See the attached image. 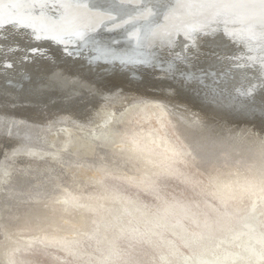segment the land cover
Listing matches in <instances>:
<instances>
[{
  "label": "bare ground",
  "instance_id": "obj_1",
  "mask_svg": "<svg viewBox=\"0 0 264 264\" xmlns=\"http://www.w3.org/2000/svg\"><path fill=\"white\" fill-rule=\"evenodd\" d=\"M119 1L139 6V12L116 19L112 8L104 11L92 5L93 0H0V84L5 78L24 82V60L48 55L45 46L21 45L23 28L40 42H61L66 51L91 44L100 51L99 43L91 39L102 26L119 29L133 21L146 22L154 14V0H148V5L144 0ZM174 1L156 23L131 29L129 39L136 43L131 53L111 54V59L148 67L158 62L159 75L167 77L172 71L142 55L144 49L149 55L154 48L160 49L165 60L184 63L185 52L191 47L193 52L203 51L201 44L213 42L221 32L244 50L231 64L248 75L246 82L256 81L245 87L240 81L228 95L215 88L221 98L217 96L216 104L201 112L194 111L193 118L191 109L203 105L186 97L173 102H187L188 107H174L173 102L141 97L153 94L149 88L139 93L125 82L107 88L95 85L80 71L66 73L62 68L50 72L42 67L40 75L47 82L28 83L35 90L49 84L47 90L61 99L57 102H33L19 92L18 101L8 102L5 96L15 100V91L0 88V131L5 133L0 136V217L4 216L0 219V264H26L21 254L32 249L49 254L56 249L95 264H264V129L252 123L236 127L239 122L230 115L235 110L227 112L235 107L242 111L240 105L264 82L256 75L264 77V0ZM15 30L13 40L5 42L3 37ZM180 35L187 39L185 44L178 43ZM113 44L106 46L110 53L115 51ZM161 90L171 95L177 92L173 87ZM124 98L131 102L120 109L116 105ZM105 100L110 102L104 104ZM251 104L257 106V100ZM109 117L113 118L110 123L106 122ZM218 121L224 123L219 129L226 127L224 136L211 141L208 127L217 126ZM130 122L151 128L146 132L141 128L144 134L137 130L129 134ZM55 124L66 129L55 132L47 143H34L44 128ZM167 132L174 134L173 141ZM73 144L76 151L70 148ZM182 165L214 178L210 192L195 190L204 204L201 217H193L183 204L167 200L158 190L170 177L194 189ZM54 169H60L59 174L53 176ZM109 181L116 186H109ZM125 187L152 194L156 206L148 208L119 190ZM244 202L248 211L241 217ZM121 242L129 247L128 258L122 256ZM149 251L155 256L148 257ZM131 257L135 258L132 262Z\"/></svg>",
  "mask_w": 264,
  "mask_h": 264
},
{
  "label": "water",
  "instance_id": "obj_2",
  "mask_svg": "<svg viewBox=\"0 0 264 264\" xmlns=\"http://www.w3.org/2000/svg\"><path fill=\"white\" fill-rule=\"evenodd\" d=\"M102 2L107 3L109 6L105 7L104 3H100L99 0H93L92 5L98 6L100 9L104 10L105 8H112L113 12L116 13V18L121 19L129 14L133 15V12L135 8H138L137 14L139 12V6L134 5H128L123 4L119 0H101ZM148 5V0H144ZM148 1V2H147ZM169 2V3H168ZM174 2H177L176 0ZM172 3V0H154L152 7L155 9L154 14L151 18H149L146 22L144 21H133L131 23H128V25L121 27L120 33L118 34H103L101 30L99 29V32H97L94 38L91 39L94 42H96L98 45V49L100 51H95L94 46H87L82 49H74L70 48V50L66 51L65 47L61 42H56L54 39H46V41L40 42L37 40L36 37L33 36V32L31 30H26L25 28L22 29V39H21V45L25 47H41L45 46L47 49V56H37L34 55L30 57L27 60H24L23 69L25 71L26 76L22 77L24 79V82H9L6 78L3 83L0 84L1 89H8L15 91L17 98L15 100H12L9 97H6L8 99V102H15L18 101V92L20 95H22L24 98H30L33 100V102H43L47 100H56L54 102H57L61 99H56L55 95L57 93H52V91H48L47 89L50 87L48 86L42 88H39V90H35L30 88L28 85L29 82L33 81L36 82L38 80H42L43 83H46V79L42 78L40 75V71L42 67H44V71L49 70L50 72L53 69L62 68L66 73H73L75 74V71H80L79 73L84 77L90 79L95 85H101L103 84L104 87H112L116 88L121 85H115V83H130L129 86H133L131 89L134 91H140L144 92L141 89L146 88V90L149 88L153 94H159L162 97H165L170 101V98H178V97H186L189 101H193L196 103H200L203 106L201 107L202 110L203 107L205 109L209 108V105L216 104V101H213V99H216L217 96L221 95H228L230 91H233L240 81L242 82V85L247 86V79L245 77L240 76L238 73L235 72H229L224 69L225 66H227V62L223 60H219L216 58L217 55H227L230 53H234L236 51H243V48L241 45H238L237 43H234L231 39L226 37L223 33L219 32L214 35L213 42L207 41L208 43L204 44L202 43L201 46L205 47L204 50L212 53L213 55H208L209 59H200L197 64L193 65L194 63L191 62L192 60H189L190 65L186 64L187 60L184 63H180L181 65L185 66L186 69L182 72H177L175 70V66H166V68H163L165 70L172 71L173 75H168L167 77H164L160 74L161 65L158 62H155L153 66H140L135 63H124V60H119L118 57H116L114 60L111 59V54H124L131 53L133 49H135V42L134 40L129 39L130 36H126L125 32L130 31L131 29H134L136 26H148L151 25V23H156L158 20L162 19V15L165 12V10L168 9V5ZM131 4V3H130ZM166 4V5H162ZM105 11V10H104ZM161 13V14H160ZM154 18V19H153ZM144 24V25H143ZM136 25V26H135ZM105 27V26H104ZM103 27V28H104ZM134 27V28H133ZM14 33H18V31H13L12 33L8 34V37H3L4 41H12V35ZM18 34H16L17 36ZM107 39H105V37ZM11 37V38H10ZM96 38V39H95ZM186 38L183 35H180V39H178V43L182 42L185 44ZM1 41V40H0ZM112 42V46L114 47V52L110 53L106 46H108ZM182 44V45H183ZM103 47V48H102ZM102 48V49H101ZM104 51L100 53L102 50ZM176 49V47H175ZM73 50V51H72ZM155 52L152 51V55L155 57H152L153 59H159L158 58V52H161L163 55L162 50L157 48H154ZM174 50V49H173ZM203 50V51H204ZM72 51V52H71ZM194 53V48L191 47L189 50ZM18 52V51H17ZM68 52L76 53V56H72L71 54H68ZM95 53H100L99 57ZM133 53L136 54V51ZM139 52H137L138 54ZM196 53V52H195ZM200 54L203 53L202 50L199 52ZM197 53V56L199 55ZM96 55L93 57V55ZM144 55V52L142 53ZM216 55V56H215ZM109 56V57H107ZM159 61V60H158ZM160 62V61H159ZM158 63V64H157ZM161 63V62H160ZM174 63V62H173ZM162 64V63H161ZM193 66H192V65ZM164 65V64H162ZM22 66V65H21ZM17 69V68H15ZM191 69V70H190ZM174 71V72H173ZM193 74V78L187 79L188 73ZM202 73L201 76L198 74ZM261 80H264L261 73H256ZM145 75V76H144ZM202 78L203 80H199ZM254 79V78H253ZM256 81V80H255ZM51 80L49 81V83ZM37 83V82H36ZM120 83V84H121ZM228 86L227 90H224L225 86ZM241 85V86H242ZM163 87H173L177 90V92L174 95L168 94L163 92L161 88ZM43 87V86H42ZM53 88V87H52ZM219 89L220 92H217L215 94L214 89ZM226 89V88H225ZM231 89V90H230ZM148 91V90H147ZM226 92V93H225ZM220 93V94H219ZM148 94H151L148 92ZM264 82L262 85L260 84L251 97L244 100L245 103L240 105V108L242 111H239L236 109L238 107H235L234 109H229L227 112L233 111L236 113H230L231 119L238 121L239 123H252L255 126H258V128L264 129ZM5 95V94H4ZM146 94L144 93L143 96ZM233 95V94H231ZM23 98V101H26V99ZM22 99V98H21ZM211 100V101H210ZM257 100V106L256 104H251L253 102H256ZM28 101V100H27ZM235 101L238 102L239 99L235 98ZM247 101V102H246ZM53 102V103H54ZM210 102V103H209ZM222 101H219L221 103ZM222 104V103H221ZM251 104V105H250ZM242 106V107H241ZM5 134L4 131H0V136ZM12 135L15 137V132H12ZM18 139V138H16ZM20 141H25L24 139H19Z\"/></svg>",
  "mask_w": 264,
  "mask_h": 264
},
{
  "label": "rangeland",
  "instance_id": "obj_3",
  "mask_svg": "<svg viewBox=\"0 0 264 264\" xmlns=\"http://www.w3.org/2000/svg\"><path fill=\"white\" fill-rule=\"evenodd\" d=\"M158 0H156V2H157ZM169 3V2H168ZM162 5H166V4H162ZM137 10H138V8H135V10H134V13L133 14H135L136 12H137ZM161 14V13H160ZM117 19V18H116ZM117 21V20H116ZM144 25V24H143ZM136 26V25H135ZM142 25H138V26H136L135 28H137V27H141ZM142 27H144V26H142ZM146 27V26H145ZM101 29H103V30H101L104 34H108V35H112V34H118V33H120V31L121 30H119V29H121V27L118 29V28H112V29H109V28H107V26L106 27H104L103 28V26L101 27ZM118 31H117V30ZM107 30V31H106ZM109 30V31H108ZM113 30V31H112ZM133 30V29H132ZM132 30H130V32H126L125 34H126V36H130V34L132 33L131 31ZM191 49V48H190ZM146 51V52H145ZM143 52H145L144 54H146L147 56H148V58H152V57H155L154 55H149L148 53H150L149 51H147L146 49H144L143 50ZM203 53H199V55L198 56H196L197 55V53H195V54H192V55H189V54H191L190 52H189V50L187 51V52H185L186 54H185V57H184V59H185V61L186 60H191V59H189V58H193L192 59V61L191 62H193L194 64L193 65H195V64H197V62L200 60V59H207L209 56L208 55H213L212 53H209V52H207V51H202ZM239 53H243V51H236V52H234V53H230V54H227L226 56L225 55H215L216 56V58L217 59H219V60H223L224 59V61L226 62L227 61V66H225L224 67V69L225 70H227V71H229L230 73L231 72H235V73H238L240 70H238V67H236L235 68V66L233 65V64H231V62H233V61H231V60H234V58H235V56H237ZM162 53L161 52H158V60L162 63V64H164V65H166V66H175V70L177 71V72H182V71H184L185 69H186V67L185 66H183V65H181L179 62H178V60L176 61V62H174V61H171V60H165L167 57H166V55H161ZM207 56V57H206ZM162 57H163V60H161L162 59ZM209 59V58H208ZM188 61L187 62H185L186 64L188 63ZM174 62V63H173ZM192 65V64H191ZM192 65V66H193ZM240 76H242L243 77V75L242 74H240V73H238ZM257 75V74H256ZM244 77H245V79H247L248 80V75L247 74H244ZM253 81H255L253 78H252V80L250 81V82H247V83H245V84H248V83H251V82H253ZM260 84H258V86H259ZM241 87H245V85H242ZM256 90H257V88H256ZM135 92H137V91H135ZM149 95V94H148ZM148 95H145V96H141V97H145V98H147V99H159V100H162L163 99V101H168V99H166L165 97H162L161 95H159V94H150L149 96ZM124 96H126V95H124ZM147 96V97H146ZM151 96V97H150ZM123 98V97H122ZM110 100V99H109ZM109 100H105V101H103L104 102V104H106V103H108V102H110ZM119 100V99H118ZM113 101V100H112ZM174 101V99L173 98H170V101H168V102H173ZM124 102V103H123ZM128 102L130 103L131 102V100L130 101H126V99L124 98L122 101H120L119 102V104L118 105H116L118 108H120V109H123L124 108V106H127V104H128ZM183 101H180V103L178 102V103H175V102H173V104H175V106L174 107H177V106H180V107H188L189 106V103H187V102H184V103H182ZM177 104V105H176ZM186 104V105H185ZM132 106H133V104H131ZM183 105V106H182ZM185 105V106H184ZM89 106V105H88ZM90 107V106H89ZM191 111H193V112H191L190 113V115H192V118H193V116H196L197 114L195 113L196 111L198 112H201V110H199V109H197V108H192L191 109ZM195 111V112H194ZM179 112V111H178ZM112 115H114V112H112V114H111V116ZM172 115V117L173 118H178V115L176 114L175 115V113H172L171 114ZM113 117V116H112ZM110 118V119H109ZM109 118H106L107 120H106V122L108 121L109 123H110V121H112L111 119H113V118H111V117H109ZM216 124L215 125H217V126H209L208 128L211 130H209V132H210V138L212 139L211 141H218L219 139H221V138H223V136H224V129L226 128H221L220 127V129H219V125H221V124H224V123H222V122H215ZM244 124H242V123H239V124H236L235 126L236 127H240V126H243ZM59 125H54L53 127H49V128H44L43 130H42V132H43V134L42 135H40L39 137H37L36 138V140L35 139H33L34 140V143L35 144H38V145H40V141H42V143H47L46 141H47V139L51 136V135H54L55 134V132H56V134L57 133H60L62 130H64V129H66L65 128V126L63 127V126H60L59 128ZM205 127H207V125L205 126ZM214 127V128H213ZM217 127V128H216ZM254 127V126H253ZM141 128H143V130H145V132L146 131H148V129L149 128H151V125L150 124H145V126H143V124H136V123H134V122H130L129 123V125H127L126 126V132L127 133H129V134H136V132H135V130H137L138 132H141ZM213 128V129H212ZM216 129V130H215ZM51 130V131H50ZM214 132H213V131ZM220 130V133H218V131ZM262 130V129H261ZM223 131V132H222ZM145 132H141V133H145ZM212 132V133H211ZM38 134H40V130H38V132H37ZM53 133V134H52ZM217 133H218V136H217ZM213 134V135H212ZM215 134V135H214ZM254 134H256L255 132H254ZM7 136H8V134H7ZM167 136H168V138H169V140L170 141H173V137H174V134H170L169 132H167ZM213 136L215 137V138H213ZM220 136V137H219ZM215 139V140H214ZM38 140V141H37ZM175 142V141H174ZM70 148H73V151H76L77 149V147H75V145L73 144L72 145V147H70ZM75 148V149H74ZM70 151H72V150H70ZM68 152V154L69 155H71V156H73L72 154L74 153L73 151V153L72 152ZM183 151H184V149H183ZM55 158L57 159V158H59V157H56L55 156ZM67 160V159H66ZM181 170H183L185 173H186V175H188L189 176V178H190V182H191V184L193 185V187H194V189L193 188H190V187H188V186H185L179 179H177V178H172V177H170V178H166L165 180H163L162 182H163V186H161V184H160V186L158 187V190H159V192L161 193V196H164V198H166L167 200H177L180 204H183V206L185 207V208H187V209H189V212L192 214V216L193 217H201L202 216V214H201V210H203V212H204V204H203V202H201V200H199V197H197V194L195 193V190H203L204 192H210L214 187H215V181H214V178H211L209 175H207L206 173H204V172H202L201 170H195L194 169V167H191L190 165H182L181 167ZM60 170V169H59ZM59 170H52L55 174L53 175V176H55L56 174H59ZM106 182V181H105ZM109 184V186H116V183L115 182H113V181H109L108 182ZM134 188V187H133ZM119 190H121L124 194H128V195H130V196H132V197H135V198H137V200H139L141 203H143V204H145L146 205V207H148V208H154L155 206H156V202L154 201V197H153V195L152 194H149V193H144V191H139V190H135V188L134 189H131L130 187H125V188H119ZM210 199V198H209ZM1 202V201H0ZM210 202V201H209ZM1 204V203H0ZM229 209H231V207H229ZM247 211H248V205H246V203L244 202L243 204H242V206H241V209H240V213H239V215L241 216V217H245L246 216V214H247ZM2 213H1V205H0V215H1ZM3 217L4 216H2V217H0V219H3ZM238 228H236L235 230H237ZM38 245V244H37ZM120 248H121V250L123 251L122 252V256H123V258H128L127 256H130V252H129V247H128V245L127 244H125L124 242H121V244H120ZM185 249V248H184ZM34 249H32V251H25V254H23V252H22V254H21V256H22V258L24 259V260H26L25 262H26V264H76V261H78V264H95V263H91V262H89V261H87V260H83V261H80V260H75V259H73L71 256H67V255H65L64 253H62V252H60V251H58V250H51L50 251V254L49 253H46V252H44V250H37V251H35ZM34 252V253H33ZM183 252L184 253H188V251L185 249V250H183ZM31 253V254H30ZM33 253V254H32ZM51 253H52V255H55V256H57L58 257V259H56V258H54L53 256H51ZM138 254H143V250L142 251H140ZM138 254H134V255H137L138 256ZM181 254H183V253H181ZM136 256V257H137ZM155 256V254L152 252V251H149V253H148V257H154ZM65 258V259H62V258ZM63 261H62V260ZM135 259V258H134ZM132 257H131V259H129L130 260V262H132V260H134Z\"/></svg>",
  "mask_w": 264,
  "mask_h": 264
}]
</instances>
